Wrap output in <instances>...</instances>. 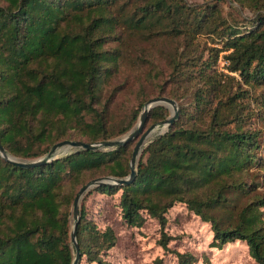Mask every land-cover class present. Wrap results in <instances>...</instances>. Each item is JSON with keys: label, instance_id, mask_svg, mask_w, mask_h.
I'll list each match as a JSON object with an SVG mask.
<instances>
[{"label": "trees", "instance_id": "trees-1", "mask_svg": "<svg viewBox=\"0 0 264 264\" xmlns=\"http://www.w3.org/2000/svg\"><path fill=\"white\" fill-rule=\"evenodd\" d=\"M161 96L178 115L144 146L136 178L92 192L120 193L133 226L146 216L165 226L182 203L211 224L213 246L244 241L264 264V0H0V143L9 154L34 160L64 140L117 139ZM170 115L153 107L144 129ZM139 139L33 167L0 154V264H72L79 190L130 175ZM79 212V264H111L103 256L114 231L100 229L85 202Z\"/></svg>", "mask_w": 264, "mask_h": 264}, {"label": "rangeland", "instance_id": "rangeland-1", "mask_svg": "<svg viewBox=\"0 0 264 264\" xmlns=\"http://www.w3.org/2000/svg\"><path fill=\"white\" fill-rule=\"evenodd\" d=\"M223 64L225 61L220 59L221 68ZM224 70L227 71L225 67ZM138 123L129 132L135 130ZM150 128L152 127H146L143 132ZM163 131V126L157 125L150 139ZM72 150L60 151L57 158ZM92 191L93 189L84 194L80 205L85 202L89 216L96 220L100 229L110 228L114 231L115 244L103 256L111 264H182L178 253L195 255L197 260L192 264H258L250 255L248 245L244 241L229 242L221 248L213 246L214 234L211 224L182 203H177L166 213L165 226L161 225L159 219L149 216H146L142 226H133L122 216L119 207L120 193L111 195ZM163 232L168 238L167 248L162 244ZM81 264L98 263L83 259Z\"/></svg>", "mask_w": 264, "mask_h": 264}, {"label": "water", "instance_id": "water-1", "mask_svg": "<svg viewBox=\"0 0 264 264\" xmlns=\"http://www.w3.org/2000/svg\"><path fill=\"white\" fill-rule=\"evenodd\" d=\"M158 105H165L171 108V115L160 125L163 126V132L167 131L170 127V125L173 123L175 118L178 115V104L174 99L168 98L166 96H161V97H156L152 98L149 100L143 107L142 109V115L140 118V121L138 123V126L135 130L129 132L128 134L124 135L123 137L113 139V140H108V141H103V142H97V143H90V142H84L80 140H64L61 141L57 144H55L51 150L48 152L47 155L40 157L38 159L34 160H22L20 158H17L11 154H9L4 146L0 143V154L8 161L12 162L13 164H16L21 167H33L37 166L46 162H49L53 159L57 158V155L59 154L60 151L64 150L67 151L69 149H93V150H99V149H111L115 148L117 146H122L129 142L132 139H136L140 136L139 141L137 142L132 158L130 160V168H131V173L127 177H115V176H104V177H99L96 179L91 180L88 182L85 186H83L74 201V223L72 227V232H71V237H72V245L75 249V257L72 262V264H79L81 253H80V248L78 244V239H77V227L80 222L81 216H80V202L84 196V194L88 191H90L92 188L98 186V185H117V186H122L124 184H129L131 183L137 175V164L139 157L141 155V152L144 148V146L148 143L150 138L152 137L154 133V128H150L143 132L144 126L147 120V116L149 111Z\"/></svg>", "mask_w": 264, "mask_h": 264}]
</instances>
